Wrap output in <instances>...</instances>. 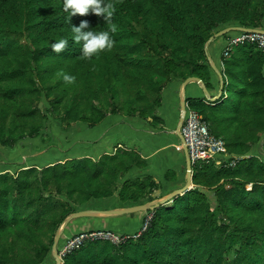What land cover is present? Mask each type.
<instances>
[{"label": "trees", "instance_id": "obj_1", "mask_svg": "<svg viewBox=\"0 0 264 264\" xmlns=\"http://www.w3.org/2000/svg\"><path fill=\"white\" fill-rule=\"evenodd\" d=\"M63 2L0 0V143L11 147L28 138L29 150L14 159L0 158V264L46 262L58 230L76 211L71 202L82 205L116 195L123 202L141 200L159 189L167 194L153 175H133L147 166L136 150L104 154L96 161L77 155L86 144L71 139L63 142L65 158L52 160L57 152L53 146L44 150L38 138L46 116L36 104L43 94H58L57 102L49 103L60 108L64 122L87 123L91 132L117 117L127 122L121 126L129 137L133 130L125 117L153 126L162 122L158 110L171 84L179 89L178 84L196 76L211 87L206 45L215 33L231 26L264 29V0H111L114 47L88 60L82 58L83 42H74L73 26L88 21L86 30L98 32L109 25L92 12L69 19ZM241 32L212 42L223 62L222 101L187 100L211 132L225 140L228 164L194 165V187L175 197L171 207L161 204L135 218L74 220L59 251L87 231L128 238L118 244L88 240L66 254L64 264H264V158L251 153L264 135V51L245 43L224 56L230 38ZM60 39L68 44L56 53L51 45ZM65 74L75 76V83L66 84ZM139 121L132 124L142 139Z\"/></svg>", "mask_w": 264, "mask_h": 264}, {"label": "crops", "instance_id": "obj_2", "mask_svg": "<svg viewBox=\"0 0 264 264\" xmlns=\"http://www.w3.org/2000/svg\"><path fill=\"white\" fill-rule=\"evenodd\" d=\"M216 34L217 33H215V35ZM216 38L217 37L211 40L209 45L206 46V50L208 52L207 53L208 63L211 68V81H210L211 87H208L207 83L203 79H202L203 84H200L198 82H190L186 86L184 85V81H183L182 83L178 84L179 89L178 87L176 88L175 86H172L173 84H171L170 87H168L165 90L163 107L159 108L158 110V115L162 119V122H160V124L166 122V125L165 126L162 125L163 128H154V126L152 125L151 127L152 129L147 131V134H149L148 141L146 142V146L148 148L146 153L149 152L147 156H151V158L152 156H154V159L159 158L161 160V166L165 167L163 171H161L163 172L161 174V178L158 179V177L154 176V179L155 181L163 182V191H165V193L167 194H170L182 188L185 185L187 179L188 162H187V156L184 149V145L180 137L176 134V131L175 130L171 131L170 129H168L173 122L177 109L180 108L182 111L183 102H186V106H189L187 103L188 98H201L207 104L216 105L219 102V100H221L223 93L226 92L224 90L225 82L222 87V79L220 77V72L223 74V69L221 67V65L223 66V62L222 59L220 58L219 50L212 45V42L214 43ZM204 87H206L207 91H204ZM167 101L168 104H166ZM165 105H167V107L165 109L166 112L164 113L163 108L165 107ZM181 111H180V119H181ZM164 114H167V116ZM125 118L127 120L129 119L131 130H133V133L129 137L124 133L121 126V124L126 121L117 119V117L115 118L109 117L108 120L106 121L105 126H101L91 132L88 129H86L83 132H80L77 135V137L74 138V139H80L79 142L81 143L85 142L84 144H86L78 152H80L83 149L86 151H91L93 147H95L96 149L99 146L98 149L100 150L98 149L96 150L97 151L102 150L103 152L98 156V159L104 154H115L118 151V148L123 146L121 144L122 136L124 137L123 139L127 140L129 144H132L133 146L134 144L137 145L136 149L131 148V150H136L140 152L139 151L141 150L140 147L144 145V138L140 139L137 137L136 133L139 132V129L138 127L132 124L133 119L135 121H139L140 119L138 117L136 118L125 117ZM157 125H159V123ZM79 136L80 138H78ZM95 137H98L100 139H96ZM167 137L168 140L165 141ZM147 156L143 157V159L146 158L145 162H147L146 164L148 165L150 163L149 161L150 157ZM2 164L3 163L0 164V168ZM168 170L171 171L170 174L171 178L169 181H166L164 176ZM46 262H48L47 264H49L50 260H47Z\"/></svg>", "mask_w": 264, "mask_h": 264}, {"label": "rangeland", "instance_id": "obj_3", "mask_svg": "<svg viewBox=\"0 0 264 264\" xmlns=\"http://www.w3.org/2000/svg\"><path fill=\"white\" fill-rule=\"evenodd\" d=\"M57 96H58V94L56 93L51 98H49V97H47L46 94H43L41 100L36 104L38 109L41 112H43V114L46 116V119L44 120L42 129H41V133L39 134L38 138H41L42 142L45 144L44 150L46 149V151H47V150L51 149V147L53 146V149L55 150V152H57L54 156H52V160L53 159L54 160L59 159V158L64 159L65 158V156L63 157V154H64L63 142H64V140L67 141V143H68L71 141V139L73 140L74 138H76L80 132H83L84 130H86L88 128V124L84 123V122H75L73 124H68L66 121L64 122L62 120L63 112L60 110V108L56 109L54 107V105H50V103H49L50 101L57 102V99H56ZM166 104H168V101ZM176 104H179V103H176ZM161 107H163V106H161ZM166 107H167V105H165V107L163 108L164 113L166 112V110H165ZM180 111H181V109L178 108L176 111V115L173 119V122L168 128L171 131H173V130L176 131V129H177V126L180 122ZM164 115L167 116V114H164ZM133 118H135V117H133ZM133 121H135V120L133 119ZM139 122L144 124V128L142 130L145 131L144 132V145L141 144L142 147H140L141 150H139V151L142 154V156L145 157L149 153V152L146 153L148 150V148L146 146V142L148 141V137H149V134H147V131L152 129L151 128L152 125L148 121H146V122L143 121V119H140ZM158 123H159V125L154 126V128H163L162 125H164V126L166 125V122L162 123V124H160V122H158ZM157 136H159V135H157ZM168 137L165 139V141L168 140ZM123 138L124 137L122 136L121 144L123 146L119 147L118 151L119 150H125L127 148H129V149H131V148L136 149L137 148L136 144H134L132 142L134 144V146H133L132 144H129L128 141L124 140ZM26 140L28 141V138ZM27 141H25V139L24 140L22 139L16 145L11 146V147H6L3 145V143H0V158L6 154L11 159H14L18 156H21L22 154H25L26 152L29 151L28 148H26ZM138 144H139V142H138ZM83 145H84V143H83ZM141 145H139V146H141ZM37 148L39 149V147H37ZM98 148H99V146H98ZM98 148H96V149H98ZM96 149H95V147H93V149L91 151H86L83 149L80 152H78L77 155H79L81 157H91L94 160L98 161L103 156L102 155L98 159V156L103 151L102 150L97 151ZM98 150H100V149H98ZM251 153L252 154L253 153L259 154L262 158H264V135L261 137L260 141L253 146ZM88 155H90V156H88ZM227 156L230 159L231 155L229 153L227 154ZM249 156L250 155H247V157H249ZM27 157L28 156L26 155L25 158H27ZM147 157H150L149 158L150 163L148 162L149 164L147 165V167L145 169H141L140 172H134L133 175H136L138 173H140V175L141 174H151L153 176L158 177V179L161 178V174L163 173L161 171H163V169L165 168V167L161 166V160L159 158L154 159V156H152V158H151V156H147ZM144 159L146 161V158H144ZM0 164H1V161H0ZM167 195L168 194L163 195L162 190H156L152 193L151 197L142 198L141 200L132 199L130 201L123 202L120 200L119 196L116 195V196H113L111 198H105V199H100V200L91 199L90 201H88L82 205H75L72 202L69 204L71 207H74L76 209L75 212H80V211H84V210H101V211H104V210L119 209V208H133L136 206L146 205V204L151 206L152 204H154V202L165 198V196H167ZM160 196H162V197H160ZM63 199L64 198H62V200ZM62 202H66V201H62ZM212 202H213V204H215L214 198H212ZM166 206H168V207L173 206V201H167ZM142 214H145V211H143V213L140 212V215H142ZM121 216H123V215H121ZM124 216H129L130 218H135L137 216V213H129V214H125ZM115 218H117V220L119 219L118 216H116ZM48 260H50L49 264H51V263L57 264V259L54 256L53 247H52V250H51L50 255L48 257ZM47 263L48 262H44L42 264H47ZM63 263H64V261L62 259L61 264H63Z\"/></svg>", "mask_w": 264, "mask_h": 264}, {"label": "built area", "instance_id": "obj_4", "mask_svg": "<svg viewBox=\"0 0 264 264\" xmlns=\"http://www.w3.org/2000/svg\"><path fill=\"white\" fill-rule=\"evenodd\" d=\"M245 43L256 44L264 51V33L241 32L230 38L229 43L223 52L224 56H229L233 47ZM182 134L184 136L185 144L188 148L189 157L193 166L201 162H214L218 166L228 164L229 158L227 156L228 151L225 140L213 134L203 115L193 109H190L189 106H187L185 121L182 127ZM235 164L236 160L229 163L230 166H235ZM151 218L152 214H149L142 231L147 228ZM142 231H140L139 234ZM136 236L138 235H134V237ZM127 238L128 236L121 237L111 231H87L69 239L60 251V255L63 258L66 254L80 248L88 240L93 241L104 239L118 244Z\"/></svg>", "mask_w": 264, "mask_h": 264}, {"label": "clouds", "instance_id": "obj_5", "mask_svg": "<svg viewBox=\"0 0 264 264\" xmlns=\"http://www.w3.org/2000/svg\"><path fill=\"white\" fill-rule=\"evenodd\" d=\"M63 11L71 16L86 15L89 12L97 16H103L104 21L109 25V30L93 31L89 29V22L82 21L79 26H73L72 35L74 42L82 43V58L91 60L94 55H99L104 50H111L114 47L115 41L110 33L117 32V26L112 22V18L116 12V7L111 0L105 3V0H64ZM67 39H60L53 43L51 48L54 52L60 53L67 47ZM66 84L72 85L76 81L75 76L65 74L63 77Z\"/></svg>", "mask_w": 264, "mask_h": 264}, {"label": "water", "instance_id": "obj_6", "mask_svg": "<svg viewBox=\"0 0 264 264\" xmlns=\"http://www.w3.org/2000/svg\"><path fill=\"white\" fill-rule=\"evenodd\" d=\"M233 30H238V31H242V32H263L264 33V29H253V28H245L242 26H231V27H228L224 30H221L216 35L211 37L206 46H208L210 41L213 40L215 37L222 36V35L230 32V31H233ZM220 77L222 79V87H223L224 77H223V74L221 72H220ZM190 82H198L200 84H203L202 79L199 77H196V76H192V77H189L186 80H184V85L186 86ZM222 90H223V88H222ZM204 91H207L206 87H204ZM186 112H187L186 102H183V107H182V111H181V119H180V122L177 126L176 134L180 137V139L184 145V149H185L186 156H187L188 170H187V179H186L185 185L182 188L176 190L175 192L168 194L167 196H165V198L154 202V204H152L151 206L146 204V205L136 206L133 208H119V209H110V210H104V211H101V210H84V211L75 212V213L69 215L65 219V221L63 222L60 229L58 230L56 237H55L54 245H53L54 256L57 259V264L62 263V258H61L60 251H59L60 240L62 239L66 228L74 220H81V222H83V223H84V221H86V224H88V223L95 222L96 219H98L99 221H103L104 219H110L111 217L121 216V215L129 214V213H139V212H143V211H148L149 209H155V208L159 207L161 204H166L167 201H173V199L175 197H177L179 195H183L185 192H187L188 190H190L194 187V184H193V165L191 163L188 148L185 144L184 136L182 134V127H183V124L185 121Z\"/></svg>", "mask_w": 264, "mask_h": 264}]
</instances>
